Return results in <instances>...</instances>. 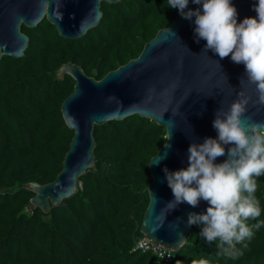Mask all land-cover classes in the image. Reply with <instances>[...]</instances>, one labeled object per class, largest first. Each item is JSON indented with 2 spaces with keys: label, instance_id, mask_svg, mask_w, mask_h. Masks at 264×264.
Listing matches in <instances>:
<instances>
[{
  "label": "trees",
  "instance_id": "obj_1",
  "mask_svg": "<svg viewBox=\"0 0 264 264\" xmlns=\"http://www.w3.org/2000/svg\"><path fill=\"white\" fill-rule=\"evenodd\" d=\"M99 23L77 39L64 38L44 18L21 26L28 45L20 58L0 60V264H162L150 250L136 248L149 203V162L166 141L164 127L132 115L93 129L95 165L78 180L74 194L47 212L28 208L34 192L27 182L44 184L62 169L73 131L62 101L74 80L57 77L72 62L96 80L137 57L178 9L167 0L101 3ZM255 198L261 215L249 219L251 239L238 244L237 259L218 254L216 242L193 225L169 264H264V175Z\"/></svg>",
  "mask_w": 264,
  "mask_h": 264
},
{
  "label": "water",
  "instance_id": "obj_2",
  "mask_svg": "<svg viewBox=\"0 0 264 264\" xmlns=\"http://www.w3.org/2000/svg\"><path fill=\"white\" fill-rule=\"evenodd\" d=\"M118 1L0 0V60L3 55L23 56L29 39L22 25L35 27L46 18L60 36L77 39L99 23L102 2ZM231 2L237 9L238 22L257 15L254 6L258 0ZM197 8L202 10V5L189 0L185 11ZM194 19H185L179 13L144 44L137 57L99 80L87 76L75 63L61 65L57 77L68 74L74 80L73 91L61 103L63 119L73 136L55 179L25 184L35 193L29 209L39 207L47 212L51 205L61 204L76 192L80 176L95 165L96 125L139 115L164 127L166 138L169 136L149 162L152 181L140 231L152 245H162L172 252L185 243L193 226L187 224L188 214L205 212L208 204L203 200L197 207L182 203L166 212L165 205L174 197L164 168H186L190 144L217 137L213 127L217 110L226 111L241 91L252 98L246 115L264 120V106L254 103L255 86L248 84L244 65L233 63L230 56L221 59L211 50L204 51L206 41L197 42ZM225 159L227 155L218 157L215 163Z\"/></svg>",
  "mask_w": 264,
  "mask_h": 264
},
{
  "label": "clouds",
  "instance_id": "obj_3",
  "mask_svg": "<svg viewBox=\"0 0 264 264\" xmlns=\"http://www.w3.org/2000/svg\"><path fill=\"white\" fill-rule=\"evenodd\" d=\"M191 2L202 5V10L185 11L189 0H167V5L178 9L185 19L195 18L194 34L197 42L206 41L204 51L211 50L221 59L230 56L233 63L244 65L248 84L255 86L254 103L264 106V0L254 6L255 17L239 22L231 0ZM237 97L226 111L217 110L213 121L217 137L190 144L186 168H164L174 197L164 210L169 212L182 203L197 207L201 200L206 201V211L190 212L187 224H203L200 235L209 243L216 242L218 254L228 259L243 255L237 245L246 248L244 241L251 239L252 227H260H250L247 221L261 215L254 194L257 178L264 175V120L246 115L250 96L241 91ZM225 155L227 159L215 163Z\"/></svg>",
  "mask_w": 264,
  "mask_h": 264
},
{
  "label": "built area",
  "instance_id": "obj_4",
  "mask_svg": "<svg viewBox=\"0 0 264 264\" xmlns=\"http://www.w3.org/2000/svg\"><path fill=\"white\" fill-rule=\"evenodd\" d=\"M151 239L146 235H143L136 241V248L140 250H150L162 261V264H169L172 261V251L168 248L154 244L152 245Z\"/></svg>",
  "mask_w": 264,
  "mask_h": 264
}]
</instances>
